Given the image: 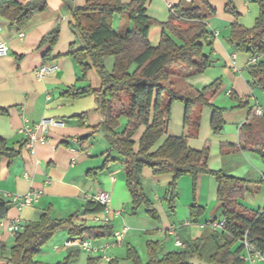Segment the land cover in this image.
Returning <instances> with one entry per match:
<instances>
[{
    "label": "crops",
    "instance_id": "obj_1",
    "mask_svg": "<svg viewBox=\"0 0 264 264\" xmlns=\"http://www.w3.org/2000/svg\"><path fill=\"white\" fill-rule=\"evenodd\" d=\"M20 1L27 3L30 0ZM44 1L47 3V9L44 12H35L24 28L12 26L10 21L0 16V43L8 48V52L0 57V110L7 111V115H0V139L6 140L12 149L21 152L20 156L13 160L0 158V197L11 202L8 218L0 221V243L6 244L8 248L14 243V236L3 228L4 223L19 219L25 224L38 220L46 212H50L53 218L56 212L61 214L60 211L62 214H70L69 216L79 212L81 219L74 221L75 225L88 226L89 222L93 226H103L95 220L97 216L81 214L89 197L106 193L110 196L109 214L113 217L110 223L113 232L124 229L127 231L121 246L107 250L108 257L116 259L119 264H125L126 247L132 246L142 261L146 262L143 257L147 258L149 242H158L162 247L161 255H164L181 249L175 245L177 240L186 246L187 241L181 237L182 232L186 231L192 242L201 244L199 260L209 264L210 252L205 254L201 249L211 242L208 240L212 230L202 228L201 225L223 219L219 207L213 205L217 202L216 179L210 175L198 177L194 203L204 208V213L197 223H192L189 218L179 224L172 222L163 204L156 200L153 206L158 212L159 221L151 219L145 212L142 214V210L137 216H132V198L125 182L124 166L118 160L105 162L104 153L109 150V144H104L106 151L100 150L99 153L100 151L88 146L89 140L84 145L78 142L86 134H91L90 138L93 137V131L102 122L95 98L88 96L71 100L62 97V94L72 87L90 85L96 90L101 87L95 70L88 74L87 82H80V69L69 55L80 47L73 45L77 43V37L71 27V10L83 7L88 0H73L69 3L63 0ZM122 1L130 3L134 0ZM206 1L213 10V13L205 12L210 34L205 52L210 54V67L202 74L182 75L178 79L180 87L186 90H201L217 80L220 81L219 90L209 97V105L224 110L225 126L222 133L215 134L211 127L212 107L200 108L198 137L189 138L187 144L191 149L198 151L208 146L209 168L246 180L247 191L242 197V203L250 209H263L262 158L255 153L243 151L240 147L246 140V135L241 131L242 126L250 123L254 108L258 106L264 111V104L260 103V99L264 100V93L261 90H253L249 84L248 66L251 57L236 51L234 45L228 41L232 24L238 23L248 29L255 26L260 14L259 7L254 0ZM229 1L235 7L237 15L226 11ZM182 2L186 7L194 4L204 8L203 0H146L147 15L157 23L149 33L152 46L159 44L163 32L162 24L169 21L171 9ZM116 21L119 30L130 28V23L122 16H118ZM56 25L60 28L57 44L54 47L50 44L40 46L43 38ZM48 52L50 60L46 64H54L57 69L39 79L36 72L46 65L44 56ZM259 59L263 61L264 56ZM112 65L111 62L110 68ZM244 102H247L248 106L240 107ZM84 114H87L86 119L80 121L78 117ZM185 119V105L174 102L167 135L154 151L167 137H181L187 134ZM45 120L57 121L63 125L50 127L48 134L38 133L37 135L44 137L46 142H36L32 149H29L28 137L22 130L27 127L34 129ZM144 131L145 128L142 127L134 136L135 149H138ZM152 177L160 179L162 176ZM190 179L186 178V187L190 186ZM169 180L172 178L165 180L166 183L170 182ZM34 190L41 194L38 203L21 209L15 206V196ZM157 198L160 200L159 196H156ZM116 212L118 216H114ZM113 242L112 237L99 238L94 244L106 246ZM244 254L245 251L241 255ZM91 256L94 255L88 253V258ZM0 264L4 262L0 261ZM246 264H264V258Z\"/></svg>",
    "mask_w": 264,
    "mask_h": 264
},
{
    "label": "trees",
    "instance_id": "obj_2",
    "mask_svg": "<svg viewBox=\"0 0 264 264\" xmlns=\"http://www.w3.org/2000/svg\"><path fill=\"white\" fill-rule=\"evenodd\" d=\"M66 3L73 0H63ZM204 8L194 4L188 7L182 4L171 9L169 21L162 24L163 32L157 46L149 41L150 29L157 23L147 15L146 0H134L124 3L122 0H88L83 7L71 10V27L77 31L82 41L79 49L71 52L80 69V82L88 81V74L95 70L101 81L100 89L72 87L62 97L78 100L92 96L101 114L102 122L95 128L93 135L101 132L109 150L104 153L105 162L123 159L125 182L132 198L131 214L137 216L143 209L153 220L159 221V215L153 202L145 195L142 174L151 170L153 176L171 175L172 181L164 200L170 212H174L178 193L177 183L183 177H190L195 196L198 177L210 175L218 183L217 203L221 211L224 228L213 231V251L209 254V264H246L242 259L243 240L252 243L264 258V208L250 209L242 203L248 182L229 176L223 171H213L208 166L210 150L191 149L189 138L198 137L201 113L198 109L209 107V97L215 94L221 84L215 81L201 90L181 88L177 79L204 73L211 64L210 54L205 52L210 34L207 15L213 13L206 0ZM259 7V17L251 29L235 23L230 27L228 41L236 51L258 58L256 63H249V84L253 90L264 93V0H254ZM47 3L44 0H0V16L10 21L12 26L24 28L32 20L35 12H44ZM227 12L237 15L232 2H228ZM116 16H122L132 28L115 31L113 22ZM60 37L58 25L43 38L40 46L50 44L54 47ZM113 59L111 69L106 67V60ZM50 60V52L44 56V64ZM174 102H181L186 107L185 128L187 134L181 137H167L154 151L158 143L167 135ZM244 102L240 107H247ZM212 107V106H210ZM212 131L223 132L224 110L212 107ZM264 112V111H263ZM0 115L7 111L0 110ZM87 114L79 116L83 121ZM145 131L141 136L138 149H135L134 136L140 128ZM242 133L246 140L241 150L259 155L264 164V115L253 117L250 123L243 125ZM90 139V138H89ZM89 139L78 140L82 145ZM6 140L0 139V158L10 160L19 157ZM264 183V173H263ZM11 202L0 197V221L8 218ZM103 206L87 201L82 211L85 216L100 215ZM204 213V208L193 203L190 206V220L197 223ZM79 212L67 219H55L46 212L36 221L24 224L23 231L14 236L13 246L8 248L0 243V261L4 264H44L35 261V257L48 241L60 230L69 231L72 238H113L112 226L75 225ZM217 221V220H215ZM207 223V222H206ZM201 244L186 243L185 248L161 255L162 247L158 242L147 244V261L143 262L137 250L126 247V260L132 264H189L195 256L201 257ZM6 255L8 257H6ZM77 250L70 252L63 263L76 262ZM86 264H119L116 259L105 262L99 256H91Z\"/></svg>",
    "mask_w": 264,
    "mask_h": 264
},
{
    "label": "built area",
    "instance_id": "obj_3",
    "mask_svg": "<svg viewBox=\"0 0 264 264\" xmlns=\"http://www.w3.org/2000/svg\"><path fill=\"white\" fill-rule=\"evenodd\" d=\"M8 52V48L5 44L0 43V57L5 55ZM258 58H252L250 63H256ZM57 67L54 64H46L43 65L37 72L36 75L38 76L39 79L45 78L47 75L51 74L53 71H55ZM254 116L256 117H262L264 115V112L261 108L258 106L254 109ZM63 123L57 122V121H52V120H45L38 124L37 126L32 128H24L22 130V133L25 134L28 137V142H27V147L29 149H32L34 143L36 142H41L45 143L46 139L44 137H39L37 134H48L50 127H58L62 126ZM40 192L39 191H30L27 194L21 195V196H15L13 199V202L15 203V206L18 207L19 209L26 207V206H32L36 203H38L40 199ZM88 201L96 202L103 206L104 212L100 215L101 217H98L95 219L96 221L100 222L102 225H109L112 221V216L109 214L110 213V196L106 193H100L94 196H91L88 198ZM118 212L115 213L114 216H118ZM190 224V223H189ZM187 224V225H189ZM224 221H208L207 223L202 224V228H210L213 231H221L224 228ZM3 228L7 230L11 235L15 236L17 233L23 231L24 229V223L19 220H13L11 222H7L3 224ZM126 230H122L119 232H115L113 239L114 242L110 245H104V246H97L95 245L92 240L89 238H77V239H71L67 240L63 246V248H56L57 252H61L63 249L65 250H71V249H81L84 252H87L91 255H98L99 257L102 258L103 261L109 262L111 260L110 257L107 256L106 252L109 248H113L116 246H121L124 237L126 235ZM243 246H244V251L245 254L242 256V259L245 262H250L254 263L256 260H261L263 259L261 253L256 249V247L250 243L246 238L243 240ZM175 245L177 248H185V245L177 240L175 242Z\"/></svg>",
    "mask_w": 264,
    "mask_h": 264
},
{
    "label": "rangeland",
    "instance_id": "obj_4",
    "mask_svg": "<svg viewBox=\"0 0 264 264\" xmlns=\"http://www.w3.org/2000/svg\"><path fill=\"white\" fill-rule=\"evenodd\" d=\"M117 18V16H116ZM116 18L114 19L113 22V29L115 31H119V24L118 21H116ZM130 27L132 28V25H130ZM111 62L113 63V59L109 58L107 59L106 62V67L108 69H111ZM177 81H179V79H177ZM180 83V82H179ZM251 102V101H250ZM260 103L264 104V100L260 99ZM251 104H254L251 102ZM255 109V108H254ZM253 117L254 114H253ZM88 143V142H87ZM107 144L106 140L104 139L103 135L100 133L95 134L93 137H91L89 139V144L88 146H90L91 148H94L95 150L98 151H106V148H103V145ZM103 148V150H102ZM101 151L99 153H101ZM115 158L118 159V162L123 164V159H121L120 157H118L117 155H114ZM149 172V173H147ZM152 172L149 169H145L144 173H143V180H142V184H143V188H144V193L145 195L152 201L154 202V200L159 201L163 204L164 208L168 211L171 221L175 222V223H181L186 221V219H190V206L192 203H194V195H193V186H192V181L190 182V186L185 185V180L186 178L189 180L190 177H184L185 179H180L179 182L177 183L176 186V190L178 193V197H177V201H176V207L174 212H170L168 209V203L164 200V198L166 197L168 188H169V184L171 183L168 182L166 183L165 180H167L168 178H172L171 175H163L160 179H155L154 177H152ZM191 180V179H190ZM156 196H159L156 199ZM214 206H218V203H214ZM189 206V207H188ZM61 214H59L58 212H56L53 216L57 219H67L69 217L70 214H62V212L60 211ZM74 213V212H72ZM128 215H130V212L127 213ZM142 214L144 213V210L142 209ZM64 215V216H63ZM83 215V213L81 214ZM85 216V215H83ZM131 216V215H130ZM145 216V215H143ZM78 218L81 219L80 215H78ZM75 219L74 221L78 220ZM204 224V223H203ZM87 225L89 227H93L92 223L87 222ZM181 230V229H180ZM181 237L189 242L190 244H192L191 238H189V236L187 235L186 231L182 232ZM79 237H75L72 238V236H70L69 231L66 229L60 230L58 231L49 241L46 245H44L41 249V252L35 257V261L37 262H41L44 264H58V263H63L65 261V259L68 257V255L70 254V252L72 250H65L63 249L61 252H57L56 248H63L65 242L67 240H73V239H77ZM96 240H92L93 243H95ZM210 243L209 244H205V246L202 247L201 251L202 253H208L211 251H213V247H214V241H212V239L210 238L208 240ZM208 243V242H207ZM73 250H77L79 252V256L76 262H72L70 264H86L87 260H88V253L82 251L81 249H73ZM6 257H8L6 255ZM144 261H147L146 256L143 257ZM125 264H132V262L130 261H125Z\"/></svg>",
    "mask_w": 264,
    "mask_h": 264
},
{
    "label": "water",
    "instance_id": "obj_5",
    "mask_svg": "<svg viewBox=\"0 0 264 264\" xmlns=\"http://www.w3.org/2000/svg\"><path fill=\"white\" fill-rule=\"evenodd\" d=\"M73 32H74V34L76 35L79 44L82 46L83 43H82V41H81V39H80V36H79L78 32L75 31V30H73ZM90 136H91V134H86V135H84V136L82 137V139H84V140L89 139ZM189 264H207V263L201 262V261L199 260L198 256H195V257H193L192 259H190Z\"/></svg>",
    "mask_w": 264,
    "mask_h": 264
}]
</instances>
